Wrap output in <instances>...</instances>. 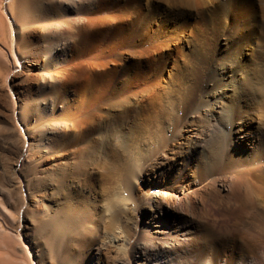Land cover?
Masks as SVG:
<instances>
[{
  "label": "rangeland",
  "instance_id": "rangeland-1",
  "mask_svg": "<svg viewBox=\"0 0 264 264\" xmlns=\"http://www.w3.org/2000/svg\"><path fill=\"white\" fill-rule=\"evenodd\" d=\"M215 1L141 0L137 44L126 37L130 0H0V102L9 114L0 130L13 133L4 144L19 159L18 179L0 169V264H264V97L243 98L264 73L248 47L235 68L243 77L237 93L222 87L210 110L204 101L214 97L207 81L222 79L214 64L237 50L244 18L264 22V0H230L227 14ZM28 15L35 20L23 25ZM133 48L144 61L130 78L119 56L134 58ZM113 91V102L139 93L156 99V109L145 101L143 115L118 120L117 129L95 128L97 138L108 130L110 156L140 167L139 198L127 207L117 175L109 181L80 166L97 147L65 131L83 102ZM185 95L183 112L176 104ZM144 117L161 125L163 142L126 147ZM138 149L145 157L135 161ZM91 206L92 222L67 219ZM113 213L130 228L126 252L96 240Z\"/></svg>",
  "mask_w": 264,
  "mask_h": 264
},
{
  "label": "bare ground",
  "instance_id": "bare-ground-1",
  "mask_svg": "<svg viewBox=\"0 0 264 264\" xmlns=\"http://www.w3.org/2000/svg\"><path fill=\"white\" fill-rule=\"evenodd\" d=\"M13 1L15 2V0ZM210 1L212 2V0ZM223 1L216 0L215 3L217 4V6L219 7L222 13L227 14L229 7H230V4H228V2L230 0H223ZM22 9L25 12L24 6H22ZM126 9H127L126 12H128V15H129V18H128L129 21L127 23V35H126L127 40H130V42L131 40H135L137 44H140V42L143 39V34L140 33V31H137V29L139 28V25L141 22L140 19L143 14L141 0H130V2L127 3ZM32 14L33 13L29 15H32ZM29 15H28V20H26V18H24V20L21 19L23 25L24 23L26 25L27 21H29L28 23H30V21L35 20L36 15H34L31 18V20H30L31 16ZM248 17L244 18L243 20L244 29L241 32H238L239 39L235 43V46L237 47L236 52L233 53L231 57L224 58L223 60L218 61V63L214 64L213 66L214 70L219 69L222 72V79L219 80L218 82H214L216 79H210V81H212L210 82V84L207 81L209 90L206 92V94L214 96L213 98H205L204 100L206 104L210 107L209 110L213 108L214 103H217L219 99L222 97V95L226 93L225 91L221 92L222 87H229V85H231L233 86L232 87L233 93L234 94L237 93V90L239 89V87H236L235 83H239L240 81H242L243 77L240 78V77L235 76V73L237 72L235 68L239 66V62L241 58L243 57L244 54L247 53V50L245 49L246 47H248L249 49L248 53L252 55L253 57L252 59H254L256 63L255 64L256 69L262 70L261 72L264 73V22H260L259 26L256 27V26H253L258 22V20L255 18L257 17L256 14H251ZM233 26L237 27L238 25L234 24ZM130 46L134 47L132 46V44H130ZM132 51L137 53L134 57L135 59L132 56L129 57V55L124 56L123 54H120L119 56V59L122 61L121 70L125 72L126 70H129L130 78L134 77L136 73L135 70H137L136 68H139L142 70L143 61H144L142 59L143 54L140 49L133 48ZM258 61L259 63L257 64ZM170 75L171 73H169V77H168L169 79H170ZM238 78L239 80L236 82ZM176 81L177 79H173L174 83ZM183 82L184 80L179 81V84H182ZM255 84L257 85L262 84V86H260L262 90H260V88L257 87ZM253 86H255L256 93L254 95L252 94V96L249 95L248 97H244V94H243V98H245L246 101L247 100L252 101V99L258 100V97L260 96L264 97V75L261 76L260 78L258 77V79L255 80V83ZM113 87H114L113 88L114 91L116 88V92L120 90V88L117 87V84H116V87L115 86ZM184 88L188 89L189 87L184 86ZM114 91L111 93H107L106 95L102 97H94L91 99H87L85 102H83L84 106L81 109H79L76 114L72 115V117L74 116L71 119L72 121L65 124L66 125L65 131H67L68 134L69 133L72 134V136H74V140L82 144L84 148H88L89 145H93V144L94 146L97 147L95 149V154L97 153L96 155H93L92 158L91 156H88L87 159H82V160L80 159V161L78 162L82 168L84 167V165L90 164L92 169L106 176L107 179H110L109 181H111V179L113 181L114 177L117 175L118 181L121 182L119 185L120 191L119 189H117V191L119 192V196H118L119 199L118 198L117 199L120 201V203H122L123 207H127L128 201L135 204V202L139 198V194L136 192L135 182L141 178V172L139 170L140 167H138V169L136 170H135V167H131L132 165H129L128 167H126L123 165V162H121V159H124V158H120V155L110 156V152L107 148V142L110 138L108 130H103L100 133V138H97V137H93L94 133L97 130L95 128L98 126L105 127L106 123H110V126L114 125L115 128L117 129L118 120H124V122H128L131 116H134V118H140V116L143 115V113L146 110L145 101L151 103L152 108L156 109L153 105L156 99L152 96H150L149 98H145L144 93L143 94L139 93V94L126 96L124 97L123 101L113 102L112 97L114 96L113 95ZM189 91H190V88L188 89L187 92ZM104 92H106V90ZM189 93L190 95H192L191 92ZM189 93H186V94H189ZM186 96L187 95H185L182 98V100L177 101V104H176L177 110L183 111L187 107H190L189 106L190 104L187 105ZM241 96H242V93L240 97ZM2 106L3 105L0 102V114H1L0 120L7 121L9 114L6 108ZM115 107H118V108L116 109ZM149 122H150V118L144 117L137 124V128L133 130V132L130 133L129 137L127 138L126 147H130V146H133L134 148H136V146L143 147L145 146L146 141H150V140L159 141L161 139L159 144L163 142L164 138L162 137L164 136V133L161 128V125L157 126L156 129H153L150 126ZM234 124L235 125H233L232 123L231 129H236V130L242 129L241 123H234ZM54 131L56 132L57 128L56 129L54 128ZM52 134L54 133H49L45 135L44 139H46L47 141L51 140L50 135ZM12 137H13V133H9V131L8 133H5L3 132L2 129L0 130V138H1L0 139V169L4 172L5 178L13 181L15 179H18V175H17V171H18L17 162L19 161L18 153L14 152V150L9 147L10 145L6 146L4 144V143H8V141ZM141 149H138V152L131 155V156H134L135 161L144 159L145 156H141L143 155L140 151ZM82 152H83V148H82ZM137 153L139 155H137ZM214 154L217 155L216 153ZM133 163H135V166H138L139 164L138 162H134V161ZM100 169H101V172H99ZM89 209L90 210L88 211L84 207H82L81 209L76 210L74 214L72 212H69L66 215L67 219L72 220L73 225L76 224L74 223L73 219L76 220L77 218L83 219L86 223L89 220L90 222H92L94 220V216L96 213V211L94 210L96 209H95V206L93 208L91 206ZM115 213H117V211H115ZM116 216L117 214L113 213V216L111 217L109 224L104 226L102 232L99 231L100 234L97 235L98 237L96 240H100L103 246H106L104 245L105 243L106 244L109 243L110 245L115 246L118 249L126 252L128 249V242L131 239V235L129 234L130 228L128 229V227L124 223L120 222L118 217ZM91 226L95 227V224ZM102 244L100 245L101 247H102ZM106 247H109V246H106Z\"/></svg>",
  "mask_w": 264,
  "mask_h": 264
}]
</instances>
